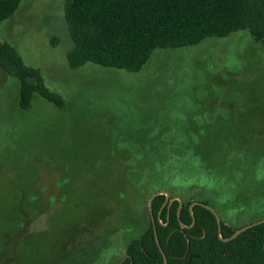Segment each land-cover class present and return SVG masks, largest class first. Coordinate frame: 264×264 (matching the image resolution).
Returning <instances> with one entry per match:
<instances>
[{
    "label": "rangeland",
    "instance_id": "rangeland-1",
    "mask_svg": "<svg viewBox=\"0 0 264 264\" xmlns=\"http://www.w3.org/2000/svg\"><path fill=\"white\" fill-rule=\"evenodd\" d=\"M65 7L24 0L0 27V41L66 102L58 108L35 95L21 110L20 83L0 67L3 264L97 260L105 243L102 264L124 259L134 228L148 225L151 198L131 183V164H194L193 182L224 176L215 188L234 215L223 219L239 227L264 220V47L241 31L157 50L139 73L92 63L71 69ZM227 165L240 166L236 191Z\"/></svg>",
    "mask_w": 264,
    "mask_h": 264
},
{
    "label": "trees",
    "instance_id": "trees-1",
    "mask_svg": "<svg viewBox=\"0 0 264 264\" xmlns=\"http://www.w3.org/2000/svg\"><path fill=\"white\" fill-rule=\"evenodd\" d=\"M23 1L0 0V27L13 17ZM65 1V18L74 44L67 56L71 69L92 63L103 68L139 73L157 50L192 47L208 38H225L241 31H247L254 41L264 47V0ZM53 41L57 43V40ZM0 67L20 83L21 110L32 108L35 95L58 108H64L65 100L46 87L41 71L27 66L11 45L1 41ZM175 164L126 166L133 186L144 185L151 197L162 191L171 194L170 200L174 199L162 209L166 196L161 195L153 200L151 206L168 264H264V224L230 242H223L219 238L216 217L209 210L195 206V226L191 229L181 228L180 223L192 225L190 206L194 202L210 205L217 212L218 208L221 210L218 214L222 219V237L225 239L243 226L228 224L223 219L226 213L234 215L233 206L215 188V182L228 181L224 176L215 181L210 177L193 182V178L197 179L193 170L195 165ZM144 167H155L156 172L143 174ZM186 168L191 171H185ZM223 170L236 173L231 184L236 191L240 184V166L227 165ZM177 178L183 185L176 184ZM185 185H188V194L183 190ZM193 189L205 192L195 194ZM189 194L194 196L193 200H190ZM177 198L183 202L180 212ZM148 219L146 228L143 229L141 220L138 228H134L139 236L127 244V258L122 264H164L149 208ZM108 247V243L99 247L97 260L85 259L75 263L79 260L76 258L71 264H102ZM187 250L189 252L185 257ZM120 260L111 264H118ZM7 261L0 260V264Z\"/></svg>",
    "mask_w": 264,
    "mask_h": 264
},
{
    "label": "water",
    "instance_id": "water-1",
    "mask_svg": "<svg viewBox=\"0 0 264 264\" xmlns=\"http://www.w3.org/2000/svg\"><path fill=\"white\" fill-rule=\"evenodd\" d=\"M161 195L166 196V202H165L164 206L162 207V209L165 207V205H166L167 203L171 204V203L174 201V199L170 200V195H169L167 192H162V191H161V192H157V193H155V194L149 199L148 206H149V210H150V214H151L152 222H153L154 229H155V238H156V242H157V244H158V246H159L160 252L162 253V256H163V259H164V264H168V258H167V256L165 255V253H164V251H163V249H162V247H161V245H160L159 237H158L157 230H156L155 220H154V216H153V212H152V207H151V206H152V202H153V200H154L156 197L161 196ZM177 200H179V202H180V208H179V210H178V212H180V210H181V208H182V206H183V202H182V200H181L180 198H177ZM195 206H201V207H203V208L209 210V211H210V212L216 217L217 224H218V230H219V238H220V240L223 241V242H230V241L236 239V238H237L238 236H240L242 233H244V232H246V231H248V230H250V229H252V228H254V227H256V226H259V225L264 224V220H260V221L254 222V223H252V224L246 225V226L240 228L239 230H237V231H236V232H235L230 238L225 239V238L222 237V219H221L220 215L218 214V212H217L212 206H210V205H206V204L201 203V202H194V203L190 206V212H191V215H192V225H191V226H186V225H184L183 223H180L182 229H191V228H193V227L195 226V224H196V218H195V215H194V213H193V208H194ZM188 252H189V250H187V253H186L185 257L188 255ZM126 258H127V257H125L124 259H122L118 264H122V263L125 261Z\"/></svg>",
    "mask_w": 264,
    "mask_h": 264
}]
</instances>
